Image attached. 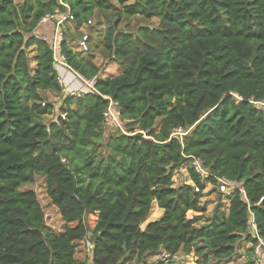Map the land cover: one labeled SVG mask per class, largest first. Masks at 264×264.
Here are the masks:
<instances>
[{"label":"trees","instance_id":"1","mask_svg":"<svg viewBox=\"0 0 264 264\" xmlns=\"http://www.w3.org/2000/svg\"><path fill=\"white\" fill-rule=\"evenodd\" d=\"M65 1L77 24L110 9L158 24L127 33L118 17L105 30L101 44L121 66L111 76L64 40L66 63L93 87L64 95L45 123L54 104L43 92L62 86L50 44L34 33L62 7L0 0V264H144L160 252L207 263L232 257L242 239L252 243L251 220L264 238V107L250 102L264 101V0ZM110 100L126 132L106 114ZM187 162L192 183L173 186ZM37 173L64 222L59 234L35 191L20 190ZM218 178L243 191L228 196L226 214L218 204L197 226L187 213L205 211L201 192ZM154 201L163 213L141 228ZM88 213L98 214L92 229ZM87 238L89 262L74 256V242Z\"/></svg>","mask_w":264,"mask_h":264},{"label":"rangeland","instance_id":"2","mask_svg":"<svg viewBox=\"0 0 264 264\" xmlns=\"http://www.w3.org/2000/svg\"><path fill=\"white\" fill-rule=\"evenodd\" d=\"M118 9H110L105 11H96L90 19L92 20V24L88 27V32L91 35L90 41V53L93 54V61L100 67L102 70V74L105 76L115 75L120 72L121 66L117 62H113L110 60V57L107 55L106 50L101 44V40L103 39L105 30L110 28L112 24L118 19ZM120 14V13H119ZM119 23L116 26L117 30H125L127 33H135L136 29L140 25H149L156 26L158 24V20L156 18L144 19L140 15L134 16H125L122 15L119 17ZM51 21L46 22V25H51ZM53 24V23H52ZM80 35V30L70 29L66 33L67 42L74 47L76 40ZM76 46V45H75ZM74 78H77L75 74ZM81 77V76H80ZM65 79V78H64ZM83 86H80L78 89H73L69 85H66L67 82L65 80H61L62 82V92L61 94L55 93L53 91L47 90L49 92H43V95L46 99L54 104V111L52 114L44 115L43 121L45 123H49L52 120H55L57 115L59 114V109L63 107V98L64 95H80L84 92H87L91 89V82L84 80L82 77L77 78ZM81 79V80H80ZM65 82V84L63 83ZM71 84V83H70ZM72 86V84H71ZM88 87V88H87ZM237 96V95H235ZM77 105L73 103L70 107L75 108ZM161 119L158 118L155 120V129L158 128ZM108 126V125H107ZM121 128L126 132L124 125ZM109 128H104L105 135L110 133L107 131ZM121 131V129H117ZM116 130V131H117ZM182 131H177L175 134L181 135ZM189 162L183 164L180 168L176 169L173 172L172 180L173 186H178L184 183H192L190 180L189 172H188ZM207 177V174L205 175ZM20 190H34L40 204L42 206L45 223L48 229L54 233L59 234L62 232L64 228V222L62 221L60 214L57 208L52 205L50 199L46 194V178L43 174L37 173L35 174L34 181L31 183H26L21 185ZM202 196L200 198V203L204 205V212H193L189 211L187 213L188 218H192L195 225L199 226L202 223L206 222L208 218L211 217L212 213L215 210V207L220 204L221 210L224 214H226L227 206H228V193L221 192L217 186L206 182L204 189L202 190ZM158 206V205H157ZM155 202L152 203L149 214L145 220H143L140 224L141 228H144L146 224L152 220L158 219L162 215V209L157 207ZM156 213L153 214V213ZM98 217L97 213H88L84 217V221L88 224L90 229H92L96 223V219ZM75 223L69 224L74 225ZM88 239V238H87ZM86 239V240H87ZM86 240L75 241V258L78 260H86L90 261L89 251L87 250ZM251 246V243L242 239L241 242L237 245L238 249L235 254L228 259H210L207 263H202L201 256H195L193 253L184 254L183 252L178 253V259H170L166 260L163 253H151L149 254L144 264H249L251 260V252L248 251V248ZM173 260V261H172ZM125 264H143L136 263L134 260L130 262H126Z\"/></svg>","mask_w":264,"mask_h":264},{"label":"built area","instance_id":"3","mask_svg":"<svg viewBox=\"0 0 264 264\" xmlns=\"http://www.w3.org/2000/svg\"><path fill=\"white\" fill-rule=\"evenodd\" d=\"M58 4L62 7L56 8L52 13H48L45 16H43L39 23H44L51 21L53 23V31L51 35H46L43 33H34V35L49 43L52 51H53V59H54V68L58 74V80L59 82L64 78L66 73L69 71L75 72L67 63L66 59L63 53L60 52L61 49V43L66 39V33L68 30L72 29H79L80 35L78 39L76 40V43L74 45V49L79 51L80 53H89L90 52V41H91V35L88 32V27L92 24V20L89 18L86 22H83L81 24H77L75 22L74 15L69 9V5L65 0H56ZM76 73V72H75ZM77 74V73H76ZM91 82V86L93 87V81ZM62 84V82H61ZM250 102H253L254 104L264 107V101H254L250 100ZM110 118L119 126L121 125L118 122L117 116L119 115V111L116 108V103L112 100L109 101V105L107 108V113ZM64 117V115H62ZM109 122V121H108ZM123 132H125L123 130ZM190 163L193 165L194 170L203 178H206V174L208 177V172L202 167L201 160L199 158L193 157ZM217 188L221 190V192H226L228 195H231L236 189L243 191V188L241 185H236L234 183H231L227 181L225 178H218V184ZM194 190L198 191L199 188L197 186H194ZM250 232L252 234V237L254 238V241L251 243V264H264V238L259 235L257 228L251 220V226H250ZM86 240V239H85ZM86 246L89 253L91 252L93 248V242L90 239L86 240ZM166 260L170 259H178V253L177 254H170L166 252H162Z\"/></svg>","mask_w":264,"mask_h":264},{"label":"crops","instance_id":"4","mask_svg":"<svg viewBox=\"0 0 264 264\" xmlns=\"http://www.w3.org/2000/svg\"><path fill=\"white\" fill-rule=\"evenodd\" d=\"M52 31H53V24L51 23V25H46V22H44V23H39L38 24V26H37V28L35 30V33H43V34H46V35H51ZM76 73L73 72V71H69L68 73H66L65 79H64L67 82L66 85H69L70 87H72L75 90L80 88V86L84 85L77 79V78H81V77H80V75L78 73L77 74ZM73 74H75L77 76V78H74ZM63 83L65 84V82H63ZM70 83L72 84V86H71ZM45 92H49V91L46 90ZM155 204H156V202H155ZM156 206H157V204H156ZM162 212H163V210H162Z\"/></svg>","mask_w":264,"mask_h":264},{"label":"water","instance_id":"5","mask_svg":"<svg viewBox=\"0 0 264 264\" xmlns=\"http://www.w3.org/2000/svg\"><path fill=\"white\" fill-rule=\"evenodd\" d=\"M89 234H91V232H89Z\"/></svg>","mask_w":264,"mask_h":264}]
</instances>
